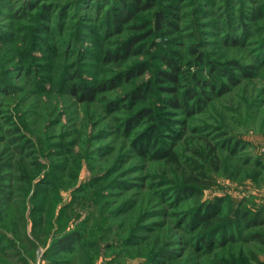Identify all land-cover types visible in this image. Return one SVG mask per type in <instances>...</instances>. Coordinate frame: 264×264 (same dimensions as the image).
I'll list each match as a JSON object with an SVG mask.
<instances>
[{"label": "rangeland", "instance_id": "1", "mask_svg": "<svg viewBox=\"0 0 264 264\" xmlns=\"http://www.w3.org/2000/svg\"><path fill=\"white\" fill-rule=\"evenodd\" d=\"M33 1L0 0V264H264V0H127L144 8L121 22V0H50L20 19ZM78 76L106 90L78 102ZM216 203L225 235L205 245ZM70 230L84 250L43 255Z\"/></svg>", "mask_w": 264, "mask_h": 264}, {"label": "trees", "instance_id": "2", "mask_svg": "<svg viewBox=\"0 0 264 264\" xmlns=\"http://www.w3.org/2000/svg\"><path fill=\"white\" fill-rule=\"evenodd\" d=\"M49 1L50 0H34L33 2L26 3L23 6V8H21V10L19 9V12H20L18 14L19 18L23 19L26 17L27 13H29V12L31 13L33 11L38 10V12H39V18H38L39 23H43V21L47 20V18L50 17V12L54 8L53 4ZM120 3L122 4V6L125 9L123 11V13L121 15H119L118 20L120 22L124 21L123 17H126V16L128 17V19H130L132 17V15H129V14H131L133 11H136V9H137V12H139V11H141V9L144 8V5L140 4V2H138L137 4L134 3V10H130L131 4H129V2L127 0H121ZM24 8H25V10H23ZM258 12H260L259 6L252 13L251 18L253 20L255 19V16ZM15 15H16V13H15ZM18 15H16V16H18ZM157 17H158L157 21H158V26H159V24L164 21V16H163V14L160 13V14H158ZM42 27L44 28L45 26H42ZM42 31L46 32L47 30L43 29ZM238 41H242V39H238ZM224 42H226V41H224ZM132 48H133V46L129 47L127 49V53H125L124 55H114L113 54L112 56H106V58H105V54H104V59L106 61H118L119 59L125 60L128 57L129 53L132 52ZM161 59L163 60V63L166 65V67L168 69L160 72V75L162 76V78H160V81L161 82H163L165 80L176 81V75L178 73L177 64L175 62H173L172 60H170V58H168L167 56H164ZM124 75L126 76V80L129 81V79L131 78V75L127 74V73ZM247 75H249V74H247ZM76 78L79 79V76L72 78V81H71L72 84H70L67 91L78 102L93 101L95 98V95L106 90V86L104 84L97 85V86H87L84 84L79 85L78 82H73V81H75ZM114 85H111L110 87H115ZM205 85H209V84L206 83ZM213 87L214 86H212V88ZM148 89H149V86L146 85L140 91L134 92V95L132 96L133 101L139 100L142 97L141 93H143L144 91H146ZM169 91H173V90H169ZM174 105H177V104L174 103ZM147 116H150L149 111L144 110L142 113H140L137 116V118H144ZM211 151H213V149H211ZM168 161L176 163L175 154L170 153L168 155ZM200 185H204V186L210 185L209 178L203 173V171L189 175L188 179L185 181V184L183 185V187L185 188V192L190 193V194H194L195 187H198ZM206 208H207L206 210H202V213L199 214V216L197 217V221L201 224L202 230L204 231V234L206 237L205 239L202 240V242L205 245H208L211 241H213V237L207 239V235L209 233H210V235L212 233L214 235L222 233L223 227L221 226L222 221H220L221 219L218 217V214H219L218 203L210 205L209 207H206ZM250 217H249V213L244 212V213H240V215H238L237 219H238V221H240V223L242 225H244V224L246 225L250 221ZM260 219H261V217L257 218V220H260ZM221 235H225V234L222 233ZM26 239H28V238H26ZM255 239H257L256 236H255ZM51 240H52L51 246H49V245L44 246L45 249H44L43 255L48 253V252L57 253V254L74 253L76 251V249L79 247H80L79 249L84 250V247L81 246V245H83L82 244L83 236L77 230L64 231L61 234H58L57 236L51 238ZM226 240L223 239V242L220 244L223 245L224 241H226ZM258 241L262 242V240H258ZM30 243H31V246L33 248L36 247V245L31 240H30ZM262 243H264V242H262ZM45 264H64V262L56 261V260H49V262H47ZM68 264H70V263H68ZM216 264H220V263H216Z\"/></svg>", "mask_w": 264, "mask_h": 264}]
</instances>
